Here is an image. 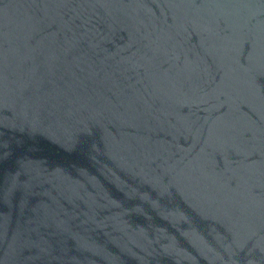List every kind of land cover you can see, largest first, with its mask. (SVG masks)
I'll use <instances>...</instances> for the list:
<instances>
[{
    "label": "water",
    "instance_id": "obj_1",
    "mask_svg": "<svg viewBox=\"0 0 264 264\" xmlns=\"http://www.w3.org/2000/svg\"><path fill=\"white\" fill-rule=\"evenodd\" d=\"M0 264H264V0H0Z\"/></svg>",
    "mask_w": 264,
    "mask_h": 264
}]
</instances>
